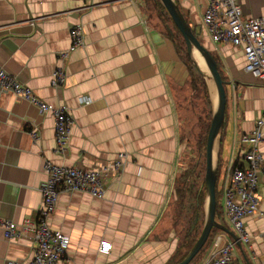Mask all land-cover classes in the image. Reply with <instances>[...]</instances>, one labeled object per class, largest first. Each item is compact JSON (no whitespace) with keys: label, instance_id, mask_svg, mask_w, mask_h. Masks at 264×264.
Instances as JSON below:
<instances>
[{"label":"crops","instance_id":"obj_1","mask_svg":"<svg viewBox=\"0 0 264 264\" xmlns=\"http://www.w3.org/2000/svg\"><path fill=\"white\" fill-rule=\"evenodd\" d=\"M141 1L0 0V65L45 101L69 105L74 116L70 146L60 154L54 116L0 90V222L37 218L45 159L90 167L111 162L118 151L127 156L119 176L107 175L105 197L84 190L58 195L49 223L70 237L61 264L179 261L173 257L180 232L172 227L167 209L183 167L186 147L180 142L178 102L186 94L189 70ZM177 1L229 77L228 131L232 127L233 133L225 146L223 131L224 168L238 157L239 135L252 129L264 108V83L244 69L241 47L215 43L203 31L207 0ZM242 7L244 16L264 15V0H243ZM75 24L83 26L84 44L62 61L59 53L69 47V28ZM60 65L65 83L53 86L52 72ZM33 129L38 138L32 137ZM260 147L264 154V135ZM258 192V212L245 218L250 240L235 243V264L264 262V175ZM101 240L111 242L109 251L99 250ZM227 240L233 238L219 232L206 255ZM33 251L30 237L8 239L0 224V264L26 261Z\"/></svg>","mask_w":264,"mask_h":264},{"label":"built area","instance_id":"obj_2","mask_svg":"<svg viewBox=\"0 0 264 264\" xmlns=\"http://www.w3.org/2000/svg\"><path fill=\"white\" fill-rule=\"evenodd\" d=\"M243 0H207V8L202 16V29L215 43H231L241 47L244 69L264 83V15L244 16ZM70 45L59 53L62 61L71 51L84 44V29L81 24L69 28ZM200 37V36H199ZM201 38V37H200ZM66 70L62 65L52 72V85L65 83ZM0 90L11 91L36 104L41 112H50L54 116L56 149L60 154L67 152L70 146L71 129L74 116L66 103L52 104L40 98L26 83L0 65ZM84 102H87V98ZM33 138H38V130L30 131ZM264 135V108L254 120L249 132L241 133L237 140V155L229 161L223 176V208L231 228L238 234L240 242L248 243L250 236L245 226V218L258 212L260 195L258 186L264 175V154L260 143ZM125 151H118L114 159L106 164L96 163L90 167L79 165L55 164L45 159L44 169L47 177L40 186L41 202L37 209V218H23L16 222L3 219L0 224L4 236L18 239L23 235L30 237L34 251L26 261L9 259L6 264H61L70 237L60 229L53 228L49 218L56 208L58 195L63 192L84 190L91 195L105 197L109 173L119 176L125 168ZM234 240L216 244L200 264H235L233 255ZM112 244L101 240L99 250L109 251ZM261 264H264L262 262Z\"/></svg>","mask_w":264,"mask_h":264},{"label":"trees","instance_id":"obj_3","mask_svg":"<svg viewBox=\"0 0 264 264\" xmlns=\"http://www.w3.org/2000/svg\"><path fill=\"white\" fill-rule=\"evenodd\" d=\"M150 5L153 7H150ZM144 6V10L148 13V16L156 18L157 23L163 26V32L173 40L178 53L187 64L189 70L188 78L186 79V94L184 99L178 102L181 124L180 142L185 144V141L193 138L197 149L196 152H193L194 150L192 151L193 153L191 152V155L187 157L188 161L186 166L182 167L176 175L174 180V196L167 209L169 221L172 227L180 232L178 250L176 252V256L173 257V261H175V259L181 260L187 254L198 238L204 222V200L206 193L204 186L202 189L199 188L201 183L204 181L205 146L212 115V102L205 74L197 68L190 58L186 50L184 38L163 4L160 0H145ZM193 32L197 34L196 28H193ZM200 40L203 43L201 38ZM211 53L217 61L222 78L225 80L226 88V83L228 82L227 75L223 70L221 61L217 55L214 51H211ZM223 131L224 129L221 133V141ZM220 151L221 149L219 150L218 157L217 182L219 172L222 170ZM202 171L203 174L201 175L200 172ZM217 182L216 219L231 228V226H229L225 221L221 220L224 208L223 200L221 202L219 201V195L221 194L222 196L223 194V181L221 182L220 188L218 187ZM219 232H222L220 228L212 227L206 242L189 264H198V260L195 263L193 262L194 259H196V256H198L202 250L205 251L208 245H213L216 235Z\"/></svg>","mask_w":264,"mask_h":264},{"label":"water","instance_id":"obj_4","mask_svg":"<svg viewBox=\"0 0 264 264\" xmlns=\"http://www.w3.org/2000/svg\"><path fill=\"white\" fill-rule=\"evenodd\" d=\"M165 7L166 11L171 16V19L180 30L186 45L187 53L197 66V68L207 76H211L216 88V98H212L210 87L209 88L211 102H212V115L210 126L207 133V140L205 146V174L204 181L201 183L200 188L205 187V200L206 209L204 214V222L201 232L189 249L187 254L179 261L173 264H189L190 261L202 248L206 242L212 227H218L225 233H228L237 245H241L238 234L227 225L221 223L216 219V182H217V167L218 157L221 142V133L226 120V107H227V92L225 88V80L222 78L218 64L213 54L204 43L201 42L198 34L193 32V28L183 14L177 0H160ZM194 51H197L207 67V71L201 68L198 60L195 58ZM216 147V154L214 158V148Z\"/></svg>","mask_w":264,"mask_h":264},{"label":"rangeland","instance_id":"obj_5","mask_svg":"<svg viewBox=\"0 0 264 264\" xmlns=\"http://www.w3.org/2000/svg\"><path fill=\"white\" fill-rule=\"evenodd\" d=\"M142 2H143V4L145 5V0H142ZM150 7H153L152 5H150ZM148 14V13H147ZM150 20L153 22V23H156L157 22V20H156V18H154V17H150ZM229 77L227 76V79H228ZM208 81V80H207ZM228 83L229 82H227L226 83V89H227V107H226V111H227V116H226V121H225V123H224V127H223V129H225V139H224V141H223V143H224V145L226 146V144L230 141V139H231V136H232V127H230L229 128V131H228V125H229V121H228V110H229V105H230V87L228 86ZM208 90H209V88H208ZM211 91V90H210ZM209 94H210V92H209ZM210 99H211V96H210ZM183 100V99H182ZM231 101H233L234 102V99H233V92L231 93ZM185 144H184V146L186 147H184L185 148V153H184V155H183V159H182V161H183V167H185L186 166V164H187V157L189 156V155H191V152L193 151V152H196V144H195V141H194V139L193 138H190V140H188V141H185L184 142ZM191 148H193V149H191ZM192 152V153H193ZM185 154H187V155H185ZM200 174L202 175L203 174V171L202 172H200ZM204 174H205V168H204ZM223 176H224V170H223V168H222V170H220V172H219V176H218V182H217V185H218V187L220 188V186H221V182H222V180H223ZM223 200V197L221 196V194L219 195V201L221 202ZM206 209V202H204V210ZM221 220L222 221H225L229 226H231V224L229 223V221H228V218L226 217V215H225V212H224V210H223V214H222V216H221ZM212 247V245H208L207 247H206V249H205V251H203L202 250V252H200V254H198V256H196V259H194V263L198 260V264H200L201 262H202V260L206 257V254L209 252V249ZM237 246L235 245V248H236ZM233 255H234V252H233ZM235 257V256H234ZM193 264V263H192Z\"/></svg>","mask_w":264,"mask_h":264},{"label":"bare ground","instance_id":"obj_6","mask_svg":"<svg viewBox=\"0 0 264 264\" xmlns=\"http://www.w3.org/2000/svg\"><path fill=\"white\" fill-rule=\"evenodd\" d=\"M194 55H195V58L198 60V63L200 64L201 68L204 69L205 71H207V67L202 59V56L197 52V51H194ZM207 80H208V84H209V87H210V92H211V96L212 98H216V88H215V83L212 79L211 76H207ZM215 154H216V147L214 148V158H215Z\"/></svg>","mask_w":264,"mask_h":264}]
</instances>
